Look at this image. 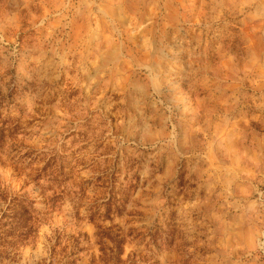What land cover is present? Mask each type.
Instances as JSON below:
<instances>
[{"label": "rangeland", "instance_id": "374dc122", "mask_svg": "<svg viewBox=\"0 0 264 264\" xmlns=\"http://www.w3.org/2000/svg\"><path fill=\"white\" fill-rule=\"evenodd\" d=\"M77 7L0 0V264H264V0Z\"/></svg>", "mask_w": 264, "mask_h": 264}, {"label": "crops", "instance_id": "0c3cea01", "mask_svg": "<svg viewBox=\"0 0 264 264\" xmlns=\"http://www.w3.org/2000/svg\"><path fill=\"white\" fill-rule=\"evenodd\" d=\"M76 1L78 2L76 11L81 9L80 6L82 4L88 2V0ZM232 137L233 136L230 135L227 138H217L214 141L212 136L208 134L207 142L210 141L208 144L217 148L215 153L212 151L214 156L208 155V159L216 160L215 162L218 164L216 169L218 170L222 171L227 168L228 166H226V164H230L231 167L229 170L233 169L230 175L227 172L222 173L221 171H215L213 173L214 176L211 175L208 179V187L215 192L216 195L217 193L227 194L231 192L234 196H238V202H232V205L233 208L234 206L239 208L240 205H244L246 195H253L255 188L252 183L256 180L261 182L264 181V173L259 171L257 161L255 160L256 157L252 156L251 153L253 151L249 149L250 147L243 145L238 139H231ZM247 151H249L250 154H247ZM248 156L250 160L246 162Z\"/></svg>", "mask_w": 264, "mask_h": 264}]
</instances>
